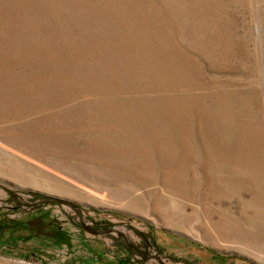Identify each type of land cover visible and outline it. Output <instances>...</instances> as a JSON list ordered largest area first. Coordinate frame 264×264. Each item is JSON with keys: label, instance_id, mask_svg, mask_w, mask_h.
<instances>
[{"label": "rangeland", "instance_id": "rangeland-1", "mask_svg": "<svg viewBox=\"0 0 264 264\" xmlns=\"http://www.w3.org/2000/svg\"><path fill=\"white\" fill-rule=\"evenodd\" d=\"M36 217L65 242L0 264H138L148 225L143 264H264V0H0V219Z\"/></svg>", "mask_w": 264, "mask_h": 264}, {"label": "trees", "instance_id": "trees-1", "mask_svg": "<svg viewBox=\"0 0 264 264\" xmlns=\"http://www.w3.org/2000/svg\"><path fill=\"white\" fill-rule=\"evenodd\" d=\"M29 195L31 196V199L30 203L26 204L27 206H33L34 208L37 206V203L55 204L53 201H48V197L42 195L41 193L31 192ZM10 201L12 202V200ZM19 205V202L15 201L12 206V210L14 212L20 211ZM148 227L149 230L147 232L136 231V234L140 239L139 247L124 241H121L118 245L120 248L119 252L122 255H125L127 259L138 255L139 258L136 259L138 264H143V262L150 257L149 255L151 249H155L158 254H161L164 251V248L157 242V238L155 237L156 230H154L151 225H148ZM6 237H9L8 239L13 237L20 240L29 239L31 237H49L61 244L65 242V232L61 230L60 226L54 219L48 217L45 221L38 219V217L26 221H18L10 218L0 219V240H5L7 239ZM205 250L210 258L217 260L222 264L226 261L228 262L229 260L241 259L236 256L219 254L209 248H205ZM167 258L174 263L181 262L182 264H196L195 261L189 263L181 258H175L172 254H168Z\"/></svg>", "mask_w": 264, "mask_h": 264}, {"label": "water", "instance_id": "water-1", "mask_svg": "<svg viewBox=\"0 0 264 264\" xmlns=\"http://www.w3.org/2000/svg\"><path fill=\"white\" fill-rule=\"evenodd\" d=\"M47 200L48 201H56V202H60V203H67L69 205H72L76 210H78V207L77 206H75L74 204H72L71 202L66 201V200H62V199H58V198H53V197H50Z\"/></svg>", "mask_w": 264, "mask_h": 264}]
</instances>
